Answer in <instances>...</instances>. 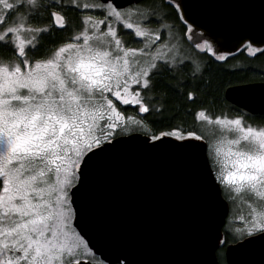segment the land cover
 <instances>
[{"label": "snow or ice", "instance_id": "6c2138e0", "mask_svg": "<svg viewBox=\"0 0 264 264\" xmlns=\"http://www.w3.org/2000/svg\"><path fill=\"white\" fill-rule=\"evenodd\" d=\"M172 2L0 0V264H102L76 222L98 159L122 145L193 154L206 146L215 206L217 197L247 206L228 215L223 235L216 227L215 251L231 244L224 264H264V122L201 109L199 129L152 126L162 123L157 86L165 78L187 101L197 98L205 62L190 48L218 62L229 57L185 15L184 32L174 31L165 10ZM256 43L246 45L250 56L264 53ZM186 78L193 87L185 93ZM257 248L259 262L250 258Z\"/></svg>", "mask_w": 264, "mask_h": 264}, {"label": "water", "instance_id": "95a60500", "mask_svg": "<svg viewBox=\"0 0 264 264\" xmlns=\"http://www.w3.org/2000/svg\"><path fill=\"white\" fill-rule=\"evenodd\" d=\"M114 2L127 6L128 0ZM176 3L183 5L179 16L229 56L252 40L264 48V0ZM224 99L251 116H264V82L229 87ZM205 160L206 146L193 154L168 146L148 151L122 145L100 157L81 195L84 219L76 222L95 255L106 264L125 257L124 264H220L215 232L219 227L222 234L229 209L219 197L215 206L204 179ZM228 257L234 259L231 251ZM250 258L262 259L259 248Z\"/></svg>", "mask_w": 264, "mask_h": 264}, {"label": "trees", "instance_id": "16d2710c", "mask_svg": "<svg viewBox=\"0 0 264 264\" xmlns=\"http://www.w3.org/2000/svg\"><path fill=\"white\" fill-rule=\"evenodd\" d=\"M144 3L168 4L164 0H146ZM165 10L170 14L168 22L176 27L179 26L181 33H183L186 26L179 20V14L175 11V6L166 7ZM185 46L186 48L189 46V43L186 41ZM190 50L193 55H198L205 62V75L203 79L197 81L195 84L197 98L195 102L187 101L186 96L178 95L175 89L169 87V84L174 82L168 81L166 78L162 80L157 88L158 91L164 93V115L159 118L162 120V123L152 125L154 130L156 128L168 130L167 125L169 124L182 125L189 129H199L200 124L195 120V113L198 110L206 109L207 114L215 115L221 111L236 109L224 99V92L227 88L248 83L264 82V53L250 56L246 51V47H244L238 53L229 56L226 61L218 62L214 58L203 53H198L192 48ZM186 79L185 93L192 90L193 87V82L188 78ZM127 107V114H136L132 110V107ZM247 115L253 123L264 122V116ZM152 119L154 118L149 117V120ZM218 256L220 262L223 264L221 253Z\"/></svg>", "mask_w": 264, "mask_h": 264}, {"label": "rangeland", "instance_id": "374dc122", "mask_svg": "<svg viewBox=\"0 0 264 264\" xmlns=\"http://www.w3.org/2000/svg\"><path fill=\"white\" fill-rule=\"evenodd\" d=\"M164 2H165V0H164ZM169 18H170V14H169ZM182 22V21H181ZM183 23V22H182ZM174 31H176L177 33H181V31H180V27L179 26H174ZM185 41L187 42V40H186V38H185ZM186 47V46H185ZM193 50H195L194 49V47L192 48ZM189 51L191 52V50L189 49ZM196 52H197V50H195ZM191 54L193 55V53L191 52ZM129 107H132V106H129ZM200 127H201V125H200ZM199 127V128H200ZM210 136H211V133L209 134ZM231 211H230V214L231 215H233V216H235L236 214H238V213H246L247 212V206L246 205H244V204H241V205H239V207H233V206H231ZM239 210H242L241 212L239 211Z\"/></svg>", "mask_w": 264, "mask_h": 264}, {"label": "flooded vegetation", "instance_id": "af4514ba", "mask_svg": "<svg viewBox=\"0 0 264 264\" xmlns=\"http://www.w3.org/2000/svg\"><path fill=\"white\" fill-rule=\"evenodd\" d=\"M146 1V0H145ZM228 204V203H227ZM228 209H229V212H228V215L230 214V211L232 210L231 209V205H229L228 204ZM240 212L242 211V210H239ZM228 217V216H227ZM227 219V218H226ZM222 235H223V230H222ZM224 251H225V248L224 249H218L217 250V257H219L218 255H219V253H221V252H223V255H224ZM96 259L97 260H100L97 256H96ZM218 260H219V258H218ZM101 261V260H100ZM219 262H220V260H219ZM102 264H106L105 262H103L102 261ZM220 264H222V262H220ZM223 264H224V262H223Z\"/></svg>", "mask_w": 264, "mask_h": 264}]
</instances>
